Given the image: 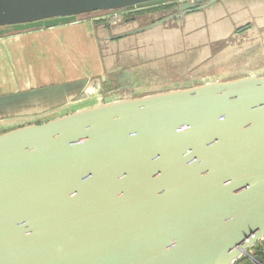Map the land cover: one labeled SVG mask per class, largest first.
<instances>
[{
  "label": "water",
  "instance_id": "95a60500",
  "mask_svg": "<svg viewBox=\"0 0 264 264\" xmlns=\"http://www.w3.org/2000/svg\"><path fill=\"white\" fill-rule=\"evenodd\" d=\"M172 1L0 0V37ZM91 84L0 95V124L29 121L0 131V264H235L264 239V75L65 112Z\"/></svg>",
  "mask_w": 264,
  "mask_h": 264
},
{
  "label": "crops",
  "instance_id": "0c3cea01",
  "mask_svg": "<svg viewBox=\"0 0 264 264\" xmlns=\"http://www.w3.org/2000/svg\"><path fill=\"white\" fill-rule=\"evenodd\" d=\"M221 25H223V27ZM237 25L241 26L237 28ZM181 27L183 30L180 28H164L161 25V27L158 29L150 30V33L147 36L141 33V43L139 45H136L135 42L137 38L134 39V37L132 39L131 37H127L123 40L122 38H110V30H114L113 34H116L125 31L124 28H108L104 22L91 21L90 18L83 20L78 19L75 22L58 25L51 28L36 29L22 33H13L0 37V95H6L17 91L46 87L76 80L67 79L64 78V76L63 78H56L52 74H49L50 69L48 66L46 69H44L45 64L43 63V68H41L39 71H34L31 68L32 64L34 63L33 60L31 63V59L34 58V54L36 55L40 53L39 60L42 62L43 56L41 54L49 51L47 47L50 46L49 42L51 40L54 43L57 39H60L61 37L68 34H72L74 31H82V33L84 32L88 37H93L94 49L93 55L89 61V66L93 71L91 72V78H86L92 82L91 85L93 89L92 91H90V89L88 94H83L79 99L73 101L70 106L65 109V112L71 110L73 111V109H79L81 107L95 105L100 101H109L102 97L103 92L107 90V87L111 88L115 85L113 84L107 86V83H104L105 80H102L101 76L105 75L106 78L108 74H112V71H118L124 68V65L121 63V59L126 54L131 55L134 58L132 60H135L136 64H138L137 61L139 60L147 62L145 67H150L148 63L149 60L164 59L160 61V63H163L168 59L170 63H173L174 60H179L183 67L186 68L191 50L195 49V55L197 53V57L194 62L189 64V70H191L194 66L201 64L200 67L197 68V71H200L201 68L204 69V65H202L203 62L204 64L211 63V60V65H208L205 69L208 70L210 66L216 68L217 64L230 61L235 53L237 54L239 52L249 50V48H251L254 43L252 42V38H250L245 40L241 47L237 46L236 44H228L222 49L212 52L211 46L213 47V45L219 41L225 40L229 35L232 34L233 29L244 28V34H246L248 30H251L255 32V35L253 36H258L260 39L261 37L264 38V0H221L207 8L205 13H197L187 16ZM172 30H178L179 34L173 33ZM155 36H158L162 38V40L169 42V44L165 46L168 53H166V50H162V55L157 56L158 51H152V43L154 40L153 37ZM178 36L180 43H177ZM249 37H251V35H249ZM84 40H86L88 43L86 37H84ZM101 40H103L102 43L106 45L107 50V52L105 51V54L103 55L101 53ZM131 40H134L133 43H131ZM165 47L163 46V48ZM214 48H216V46ZM198 53L202 58H199ZM261 58L264 59V48H261ZM35 59H37L36 56ZM10 64L14 67L19 65L25 66L28 64V67L32 70L26 79L21 77H11L8 79L5 75V68L10 67ZM153 68H155V66ZM171 68L174 67L171 66ZM150 69L153 74L156 72L154 69ZM146 70L149 72L148 69ZM114 75L115 74L113 73L112 76ZM250 75H264V70L248 72L244 75H241V77ZM236 77H230L229 79H218L209 76L203 77L200 73H196L186 77L188 79H186V84L184 85H179L177 80L174 79L167 83L169 85L168 87L166 86L156 90H138L140 93H137V90L135 92L134 89V92L137 94L134 93L133 96H118L115 99L135 98L161 91L189 88L206 83L208 81L233 80ZM98 78L103 82L102 86L98 84ZM144 81H142L141 84L146 83V79H144ZM193 81H199L200 83H193ZM150 82L153 83V81ZM153 86L154 85H149L147 87L150 88ZM111 99L115 100L113 98ZM48 118H50V115L40 116L38 118H33L30 120V122L35 120H45ZM28 122V120H19L9 123H2L0 124V131L8 130Z\"/></svg>",
  "mask_w": 264,
  "mask_h": 264
},
{
  "label": "flooded vegetation",
  "instance_id": "af4514ba",
  "mask_svg": "<svg viewBox=\"0 0 264 264\" xmlns=\"http://www.w3.org/2000/svg\"><path fill=\"white\" fill-rule=\"evenodd\" d=\"M192 1L194 2L195 0H192ZM219 1L221 0H217L216 2H219ZM182 3H183L182 0H177V1H172V2H166L163 4L156 5V6L133 9L130 11H125L122 9L108 10V11H96V12L87 14L86 16L88 17L90 16L91 21L104 22L108 26V28H111V27L124 28L125 31L134 30L139 27L150 25L157 21H163L162 27L164 28H180L181 30H183L181 25L185 22L187 16L192 15V14H197V13H205L206 9L212 6L210 5L205 8H200L205 3L200 0V2L194 3L195 6L194 8H192V10L186 12L182 16L180 12L176 10V7H178ZM244 30H245L244 28L243 29H233L232 34L229 35L225 40L219 41L218 43L214 44L213 47L211 46L212 52H215L218 49H222L228 44H231V45L236 44L237 46L241 47L242 43L245 40H248L249 38V35L247 33L244 34ZM250 35L251 37L253 36V34H250ZM252 41L254 43L251 46V48H249V50L242 51L237 54L235 53V55L232 57L230 61L220 63L217 66V67L221 66L220 71L214 68L213 66H210L208 70L201 68L200 71H197L199 64L194 66L191 70H189L190 69L188 68L189 64L194 62L197 57V53L195 55V49H192L190 57H189V61H187L186 68L183 67L182 63H180L179 60H174L173 63H170L168 59L164 61L163 63L154 65L155 68H153L154 66H151V65L150 67H145V64L147 62L139 60L137 61L138 64H136L135 60H132L134 58L131 55L126 54L121 59V63L122 65H124V68L118 71H112L111 73L112 74L114 73L116 75V79L120 80L122 77H125V74H129V76L131 77L133 72H135V69H137L139 72L137 76L139 77H143L144 75L149 76V73H152L150 68H152L156 71L154 73L156 77L152 78V81H153L152 84H155V85L164 84L165 86L167 85V87L169 86L167 83L174 79L177 80L179 85L180 84L184 85L186 84V79H188L186 77H189L192 74L194 75L196 73H200L201 76L203 77L209 76V77L218 78V79H229L230 77H236V76H237L236 78H238V77H241V75H244L248 72L264 70V59L261 58V48H264V38L261 37L260 39L258 36H253ZM215 46L216 48H214ZM198 56L199 58H202L199 53H198ZM175 62H178V63H175ZM135 66L137 68H135ZM171 66H173L174 68H171ZM146 69H148L149 72H147ZM147 82H150V80L147 79ZM193 83H200V82L193 81ZM189 86H192V85H189ZM107 92H111V90L110 89L105 90L103 92V95L104 93H107ZM134 93H135L134 91L129 92L126 96L134 95Z\"/></svg>",
  "mask_w": 264,
  "mask_h": 264
},
{
  "label": "rangeland",
  "instance_id": "374dc122",
  "mask_svg": "<svg viewBox=\"0 0 264 264\" xmlns=\"http://www.w3.org/2000/svg\"><path fill=\"white\" fill-rule=\"evenodd\" d=\"M87 18H91V17L85 15L82 16L79 20H83ZM247 34L255 35V32L248 30ZM84 37H86L88 43L86 42V40H84ZM91 37H88L84 32L82 33V31L80 32L74 31V33L72 34H68L66 36L61 37L60 39H57L54 43L51 40L49 42L50 46L47 47L49 51L41 54L43 56L42 62L39 60L40 53L36 55L34 54V58L31 59V63L32 60L34 62L31 68L34 71H39L41 70V68H43L42 65L43 63L45 64L44 69H46L48 66V68L50 69L49 74H52L56 78H63L64 76V78L67 79L79 80L81 78L86 79L87 77H90L91 72L93 70L89 66L90 64L89 61L93 55V49H94L93 37L92 38ZM252 37H249L248 39ZM102 49L106 50V45L103 43L101 44V52ZM35 56L37 57V59H35ZM161 60L154 59V60H149L148 62L149 65H156L157 63H160ZM210 62L212 63V60ZM211 63L204 64L203 62L202 65H204V69H205L208 65H211ZM219 64L216 65V69L220 71L221 66L217 67ZM135 68L137 67L135 66ZM5 69H6L5 75L7 76L8 79L11 77L13 78L21 77L26 79V77L30 74V71L32 70L28 67V64L25 66L19 65L16 67L11 65L10 67H6ZM138 73H139L138 70L135 69V72H133L131 77L129 76V74H125V77H122L120 80H115L116 75L112 76V74L107 73L108 76L105 78L104 83H107V86L113 84L115 86L111 88L107 87V90L110 89L111 92L104 93L102 97L106 98V100H112L111 98L115 99L118 96H126L129 92H133L134 89L135 92L137 90V93H140L138 92V90H156L158 88H164L167 86V85L165 86L164 84L155 85L152 84V82H147V79L152 81V78L156 77L155 74L153 73H149V76L144 75L143 77L137 76ZM144 79H146V83L141 84L142 81H144ZM97 82L99 85L102 86L103 82L101 81V79L98 78ZM149 85H154V86L149 88L147 87ZM8 91H12V90H8ZM128 96H133V95H128ZM79 103H83V102H79ZM248 260L250 261V259Z\"/></svg>",
  "mask_w": 264,
  "mask_h": 264
},
{
  "label": "trees",
  "instance_id": "16d2710c",
  "mask_svg": "<svg viewBox=\"0 0 264 264\" xmlns=\"http://www.w3.org/2000/svg\"><path fill=\"white\" fill-rule=\"evenodd\" d=\"M249 252L253 256H258L261 262L264 263V239L257 242L253 247L249 249ZM235 264H252L246 257H242Z\"/></svg>",
  "mask_w": 264,
  "mask_h": 264
},
{
  "label": "built area",
  "instance_id": "2783aa9c",
  "mask_svg": "<svg viewBox=\"0 0 264 264\" xmlns=\"http://www.w3.org/2000/svg\"><path fill=\"white\" fill-rule=\"evenodd\" d=\"M243 255H244V257L250 259V261H251L253 264H264V263H262L261 261L259 262V261L255 260L254 256L249 252V250L246 251V252H244Z\"/></svg>",
  "mask_w": 264,
  "mask_h": 264
}]
</instances>
